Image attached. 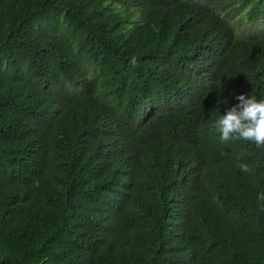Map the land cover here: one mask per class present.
<instances>
[{"label": "trees", "instance_id": "16d2710c", "mask_svg": "<svg viewBox=\"0 0 264 264\" xmlns=\"http://www.w3.org/2000/svg\"><path fill=\"white\" fill-rule=\"evenodd\" d=\"M231 3L248 33L220 0H0V264H264V149L215 130L264 99V0Z\"/></svg>", "mask_w": 264, "mask_h": 264}, {"label": "clouds", "instance_id": "9594fccd", "mask_svg": "<svg viewBox=\"0 0 264 264\" xmlns=\"http://www.w3.org/2000/svg\"><path fill=\"white\" fill-rule=\"evenodd\" d=\"M130 63H137L136 57H132ZM238 103L220 115L215 120V130L220 133L223 142L230 139H240L254 143L257 148L264 149V99L255 96L246 97L237 95ZM243 173H251L252 169L247 164H241ZM264 201V193L257 196Z\"/></svg>", "mask_w": 264, "mask_h": 264}, {"label": "rangeland", "instance_id": "374dc122", "mask_svg": "<svg viewBox=\"0 0 264 264\" xmlns=\"http://www.w3.org/2000/svg\"><path fill=\"white\" fill-rule=\"evenodd\" d=\"M213 1H215V0H213ZM220 2H222V5L224 6V9L231 11V14L234 15V17H236L237 21L240 20L239 25H237V27H239V29H240V32H242L244 34L248 33V31L250 29V26L247 25L244 21H242V19H241V17H242L241 13L242 12H240L241 10L240 9H235L234 5L231 3V2H239V0H220ZM260 31L264 32V24H261Z\"/></svg>", "mask_w": 264, "mask_h": 264}]
</instances>
